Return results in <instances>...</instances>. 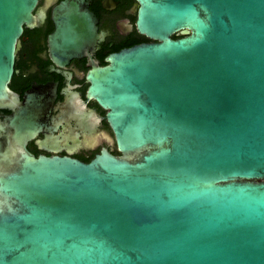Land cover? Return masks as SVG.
Instances as JSON below:
<instances>
[{"label": "water", "instance_id": "95a60500", "mask_svg": "<svg viewBox=\"0 0 264 264\" xmlns=\"http://www.w3.org/2000/svg\"><path fill=\"white\" fill-rule=\"evenodd\" d=\"M0 264H264V0H0Z\"/></svg>", "mask_w": 264, "mask_h": 264}]
</instances>
